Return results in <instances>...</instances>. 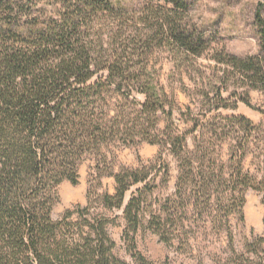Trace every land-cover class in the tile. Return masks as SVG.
I'll list each match as a JSON object with an SVG mask.
<instances>
[{
    "label": "trees",
    "instance_id": "16d2710c",
    "mask_svg": "<svg viewBox=\"0 0 264 264\" xmlns=\"http://www.w3.org/2000/svg\"><path fill=\"white\" fill-rule=\"evenodd\" d=\"M165 1L176 9L151 5L132 13L112 0H64L56 17L20 23L12 17L15 0H0V264H156L137 247L141 229L172 246L187 234L190 212L202 218L213 213L214 204L218 210L228 205L227 215L244 219L245 193L264 192V168L253 172L245 166L255 148L264 160V128L252 120L214 116L239 134L238 161L234 154L217 173L210 144L203 141L207 124H196L188 134H176L170 124L159 129L162 117L170 119L173 110L168 112L166 96L146 81V68L134 60L136 45L147 51L155 43H170L196 56L202 53L182 29L178 12L187 8L185 3ZM257 21L264 53L260 12ZM230 60L252 88L264 90V57ZM244 103L252 108L248 100ZM188 135L196 144L193 151ZM140 143L169 149L177 162L175 192L159 212L146 197L158 173L170 178L163 150L156 158L160 172L153 175L157 165L123 169L113 175L115 194H98L86 207L54 218L58 188L66 181L78 184V168L87 156ZM115 211L126 222L123 241L131 262L115 254L109 226L116 218L107 214ZM212 223L222 227L223 221ZM262 242L249 243L247 253L258 255ZM239 258L241 264H264Z\"/></svg>",
    "mask_w": 264,
    "mask_h": 264
},
{
    "label": "rangeland",
    "instance_id": "374dc122",
    "mask_svg": "<svg viewBox=\"0 0 264 264\" xmlns=\"http://www.w3.org/2000/svg\"><path fill=\"white\" fill-rule=\"evenodd\" d=\"M62 1L33 0L30 3L28 0H15L12 17L20 23L45 21L56 17ZM182 1L187 6L178 12L183 18L182 29L198 42L202 53L196 56L170 43L165 46L155 43L146 51L140 44L136 45L134 60L146 68L149 75L145 80L158 86L160 93L166 96L168 112L173 110L170 119L162 117L159 125L161 131L170 124L176 134H188L196 124H207L203 130V141L206 147L210 144L209 154L217 173L223 166L229 165L228 161L234 154V162L238 161L235 146L239 142V134L232 132L225 123L219 124L221 121L214 118L216 114L243 115L264 128V90L252 88L251 83L230 63L231 57L241 60L264 57L257 21L258 12L264 19V0ZM112 2L132 13H140L151 5L176 9L175 5L165 0ZM246 100L252 108L244 103ZM223 106L227 110L218 111ZM214 123L218 125L215 128L210 126ZM256 136L258 139L260 134ZM187 138L188 149L193 151L196 145L193 136L188 135ZM162 150L157 145L140 143L129 147L112 146L100 155L87 156L78 168V184L66 181L58 188L54 218L61 219L68 211L86 207L90 199L95 200L98 194H115L117 186L113 175L123 169L135 170L157 165L158 169L153 171V175L160 172L156 158ZM168 150H163V153L170 166V178L167 181L164 172L158 173L153 181L155 189L146 197L147 205H152L157 212L175 192L177 162ZM258 153L259 150L255 148L249 155L245 163L246 170L258 172L264 168V160L259 159ZM245 198L244 219L238 213L227 215L228 205L218 210L217 204H214L213 213L209 216L201 218L198 212H190L186 219L187 234L182 235L172 246L163 243L152 231L141 229L137 234V247L156 264H241L244 260L239 256H244L246 260L250 257L257 262L264 260V192L249 190ZM107 214L110 218H116L109 226L110 236L117 244L115 254L131 262L123 241L126 226L123 214L120 211ZM213 220H222V227L212 223ZM186 237L188 243H185ZM259 239L263 242L260 248H256L258 255L248 254L246 246Z\"/></svg>",
    "mask_w": 264,
    "mask_h": 264
}]
</instances>
